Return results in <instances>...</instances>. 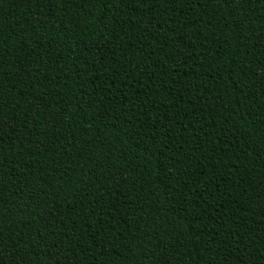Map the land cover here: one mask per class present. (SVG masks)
<instances>
[{
    "label": "trees",
    "instance_id": "obj_1",
    "mask_svg": "<svg viewBox=\"0 0 264 264\" xmlns=\"http://www.w3.org/2000/svg\"><path fill=\"white\" fill-rule=\"evenodd\" d=\"M0 264H264V0H0Z\"/></svg>",
    "mask_w": 264,
    "mask_h": 264
}]
</instances>
